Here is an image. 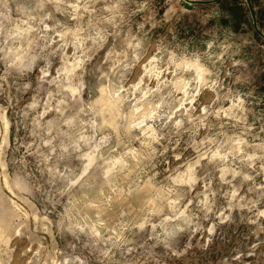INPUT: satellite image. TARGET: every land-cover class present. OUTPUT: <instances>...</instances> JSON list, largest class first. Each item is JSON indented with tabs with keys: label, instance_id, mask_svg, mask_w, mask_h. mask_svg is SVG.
Segmentation results:
<instances>
[{
	"label": "clouds",
	"instance_id": "clouds-1",
	"mask_svg": "<svg viewBox=\"0 0 264 264\" xmlns=\"http://www.w3.org/2000/svg\"><path fill=\"white\" fill-rule=\"evenodd\" d=\"M227 3L0 0V264H264V0Z\"/></svg>",
	"mask_w": 264,
	"mask_h": 264
},
{
	"label": "rangeland",
	"instance_id": "rangeland-1",
	"mask_svg": "<svg viewBox=\"0 0 264 264\" xmlns=\"http://www.w3.org/2000/svg\"><path fill=\"white\" fill-rule=\"evenodd\" d=\"M217 2H222L223 3V7L225 8V10H229V5L227 3V0H217ZM231 11H233L236 14V19L237 21L241 20L243 17L240 15V12L238 9L236 8H232L230 9ZM262 16H264V13H262ZM238 27V25H237Z\"/></svg>",
	"mask_w": 264,
	"mask_h": 264
}]
</instances>
